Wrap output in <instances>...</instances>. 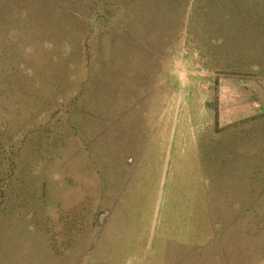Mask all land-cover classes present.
Returning <instances> with one entry per match:
<instances>
[{"label":"rangeland","instance_id":"obj_1","mask_svg":"<svg viewBox=\"0 0 264 264\" xmlns=\"http://www.w3.org/2000/svg\"><path fill=\"white\" fill-rule=\"evenodd\" d=\"M0 264H264V0H0Z\"/></svg>","mask_w":264,"mask_h":264}]
</instances>
